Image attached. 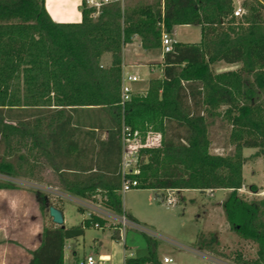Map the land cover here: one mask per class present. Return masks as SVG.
Listing matches in <instances>:
<instances>
[{
	"label": "trees",
	"instance_id": "16d2710c",
	"mask_svg": "<svg viewBox=\"0 0 264 264\" xmlns=\"http://www.w3.org/2000/svg\"><path fill=\"white\" fill-rule=\"evenodd\" d=\"M242 7L241 21L232 0H158L134 8L113 3L93 17L96 10L83 0L82 21L61 24L45 0H0V150L9 126L47 119L44 132L22 128L28 154L0 157V174L24 178L32 159L43 161L63 192L122 215V127L157 132L159 145L137 150L139 174L128 178L138 181L137 189L231 191L223 202L230 227L258 245L255 259L237 254L235 263L264 264V199L238 196L243 150L264 149V0ZM188 25L201 27V42H174L162 77L122 108L125 46L139 36L145 50L160 49L163 30L170 35ZM105 54L112 55L107 68L100 60ZM219 62L240 69L216 73L212 66ZM219 115L232 127L235 149L227 156L210 153L209 127ZM15 188L0 181V190ZM36 199L41 210L63 212L45 193ZM91 224L104 227L106 221L90 214L84 226ZM41 237L28 264H64L65 229L45 226ZM215 239L201 237L198 245L213 251ZM125 264L162 263L151 256Z\"/></svg>",
	"mask_w": 264,
	"mask_h": 264
},
{
	"label": "rangeland",
	"instance_id": "374dc122",
	"mask_svg": "<svg viewBox=\"0 0 264 264\" xmlns=\"http://www.w3.org/2000/svg\"><path fill=\"white\" fill-rule=\"evenodd\" d=\"M158 0H125L123 7L134 8L141 5L153 4ZM251 0H240L238 6ZM86 4H89L86 0ZM234 6H236L234 4ZM237 6V7H238ZM235 8V7H234ZM245 13V10H244ZM238 18L237 21H241ZM195 29L184 27L178 30V39L181 41L196 40ZM201 40V39H200ZM199 41V40H198ZM161 52L158 49L138 51L136 44L128 46L126 63L145 61L152 62L159 60ZM112 59V58H111ZM101 65L109 67V56L101 58ZM110 62V61H109ZM151 77L160 78V68ZM216 73L235 71L240 69V65H229L224 62L216 63L212 66ZM126 74L131 73V69L125 68ZM137 81H147L149 75L135 76ZM147 83H139L135 87L134 94H145ZM225 108L218 110L223 114ZM46 124L40 120L9 126L5 131L6 149L0 150V157L13 158L15 155H27L29 139L23 134L22 128H34L40 132L44 130ZM211 148L213 155L227 156L234 149L231 143L232 127L221 115L213 118L209 127ZM160 143V135L157 132L148 131L139 134L134 146H157ZM128 158L134 160L128 153ZM243 157L246 163L243 167L244 188L239 190L238 196L251 201L264 199V149H244ZM39 162L41 168L35 166ZM40 167V166H39ZM26 177L9 178L0 174L1 182H11L13 185L25 188L30 194L44 192L42 187L35 184L23 183L20 180L45 182L48 185L58 187L56 174L43 161L32 159L26 169ZM252 187H256L253 190ZM61 190V188H59ZM62 191V190H61ZM63 192V191H62ZM229 190H187L183 192L170 193L166 190H148L134 188L128 192H122L123 210L127 217L140 226V230L127 228L126 235L120 239L116 227V214L111 212L110 216L103 215L106 224L102 228H95L94 224L89 227L84 226L85 220L90 214L101 218L97 209H105L99 201H85L91 205L88 208L78 199H72L66 194L61 196H50L53 205L63 208L66 229H80L83 227V234L74 239L66 240L65 264H79L90 255H94L109 264H124L126 259H142L155 256L162 264L165 257L172 258L171 264H236L235 257L242 254L244 260H253L257 257L258 245L253 241L245 240L230 227L226 218L223 202L230 195ZM66 193V192H65ZM174 197V205L167 204V198ZM69 199V200H68ZM100 200V198H98ZM49 210H41L38 215L19 216L12 215V223L16 219L25 220L29 230L45 226H53ZM134 219H132V217ZM103 219V218H102ZM34 224V225H33ZM55 225V224H54ZM30 232V231H29ZM35 233L29 237V247L36 244ZM201 237H205L207 242L215 239L216 243L213 251L207 247L198 245ZM24 242V240H22ZM70 248V249H68ZM75 253V254H74ZM74 254V255H73Z\"/></svg>",
	"mask_w": 264,
	"mask_h": 264
},
{
	"label": "crops",
	"instance_id": "0c3cea01",
	"mask_svg": "<svg viewBox=\"0 0 264 264\" xmlns=\"http://www.w3.org/2000/svg\"><path fill=\"white\" fill-rule=\"evenodd\" d=\"M82 1L83 0H45V6L49 15L56 23H61V24L80 23L82 21V13H81ZM239 1L240 0H232L233 7L236 8L238 5H240ZM234 4L236 6H234ZM184 27L188 29L190 27H193L196 31L193 32L197 39L194 41L189 40L188 38H187L188 41L179 40L178 30L183 29ZM169 36L173 40V42H179L184 44H199L201 42L200 39H202V32L200 26H190V25L176 26L173 29L172 34H170ZM134 44H136L138 51L142 50L143 52H146V50L142 47L141 38L139 36L133 37L132 43L126 45L123 51V65H122L123 76H127L125 71V68L127 67L131 69L132 72V74L128 73V75L139 76V74L140 75L148 74L149 79L147 81H138L137 83L133 84V87H135L139 83H147L148 85L147 87H149V82L153 79L151 77L154 75L156 70H158L157 67L160 68V73H161L160 78L163 75V60L165 54L163 53L162 44H161V48L158 49L161 52V56L159 60L152 62L138 61L128 64L125 61L127 59L128 46H132ZM107 56H109L110 62L108 61V63L110 66L112 62L111 54H105L101 58H106ZM102 67L104 66L102 65ZM134 93H135V88H134ZM40 121L44 124L47 123V119H42ZM41 132H44V130H42ZM106 136L107 133L104 132L103 139H105ZM35 166L37 168H41L39 162H35ZM20 181L23 183L25 182L31 183V184H35L36 186L38 185V187H42L43 190L46 191L45 194L49 198L50 196L53 197V195L60 197L59 194H63V193H64L63 197H65L66 194H68L59 190L58 187H54L51 184L48 185L45 182L35 181L32 178L31 181L29 180L28 181L20 180ZM69 197L72 199L82 200L71 195H69ZM40 212H41V208L37 202L35 194H30L27 189L16 186L15 189L0 190V264H28L30 262L31 260L30 252L35 251L37 248H39L41 244V238H42L41 236L44 227L42 228L41 226L39 227L32 226V228H35V230L33 229L29 230V226L27 222L25 220H22L21 218L16 219V222L13 224L12 215L14 214L24 217L27 215H38ZM124 213L126 214L125 211ZM101 218L105 219L103 216H101ZM132 219H134V217H132ZM32 233H35L36 235L35 239L37 242L33 247H29L28 243L33 244L32 241H29V237H31ZM22 240H24V242H22ZM65 250H67L66 246H65ZM64 264H65V259H64Z\"/></svg>",
	"mask_w": 264,
	"mask_h": 264
},
{
	"label": "built area",
	"instance_id": "2783aa9c",
	"mask_svg": "<svg viewBox=\"0 0 264 264\" xmlns=\"http://www.w3.org/2000/svg\"><path fill=\"white\" fill-rule=\"evenodd\" d=\"M89 7L94 8L96 12L93 14V17H97L99 14V11L102 7L113 4V3H120L124 5L125 0H87ZM233 15L235 18H242L244 15V9L242 6L234 8ZM164 28V26L162 27ZM173 40L170 38V36L163 30L162 33V49L163 53H170L173 48ZM137 79L135 76L127 75L123 76L122 78V87H121V107L124 108L127 102H129L132 98V95L134 94V88L133 84L137 83ZM138 132H132L131 129L125 125L122 127V141H123V162H122V175H123V185H122V192H128L134 188H137L139 186V183L135 179H130L128 176L130 175H138L139 170L136 167V152L141 146H134V142H136V139L138 137ZM143 146V145H142ZM134 155H131V157L136 160L134 163L127 155L128 153H133ZM170 192L171 194L176 192L174 190H166ZM61 196V194H59ZM82 204L86 205L88 208L91 207V205L84 200H79ZM167 204L168 205H174L176 203V200L174 197H168L167 198ZM97 212L99 215L103 216H112L110 213L111 211L108 209H97ZM115 214V213H114ZM117 215V214H116ZM116 217V227L115 229L118 230L120 239L124 238L126 235L127 228H134L136 230H140V226L132 222L127 215L124 213L122 215H117ZM95 228H101L100 224H95ZM164 264H171L173 263L172 258L165 257L163 260ZM79 264H109L106 261L95 257L94 255L88 256L86 259L79 262Z\"/></svg>",
	"mask_w": 264,
	"mask_h": 264
},
{
	"label": "water",
	"instance_id": "95a60500",
	"mask_svg": "<svg viewBox=\"0 0 264 264\" xmlns=\"http://www.w3.org/2000/svg\"><path fill=\"white\" fill-rule=\"evenodd\" d=\"M205 192V191H202ZM49 214L53 220V223L57 226H60L65 229V239L70 240L76 237H79L83 234V230L81 229H66L64 226V215L63 212L55 207L49 208Z\"/></svg>",
	"mask_w": 264,
	"mask_h": 264
}]
</instances>
